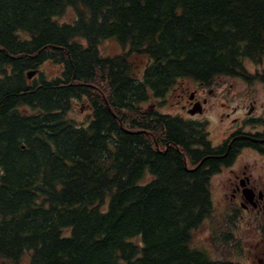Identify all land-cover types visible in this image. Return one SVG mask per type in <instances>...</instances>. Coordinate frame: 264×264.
Here are the masks:
<instances>
[{
	"label": "trees",
	"instance_id": "1",
	"mask_svg": "<svg viewBox=\"0 0 264 264\" xmlns=\"http://www.w3.org/2000/svg\"><path fill=\"white\" fill-rule=\"evenodd\" d=\"M263 57L264 0H0V264H240L193 245L208 125L144 104Z\"/></svg>",
	"mask_w": 264,
	"mask_h": 264
},
{
	"label": "flooded vegetation",
	"instance_id": "2",
	"mask_svg": "<svg viewBox=\"0 0 264 264\" xmlns=\"http://www.w3.org/2000/svg\"><path fill=\"white\" fill-rule=\"evenodd\" d=\"M254 72L262 75L264 67L257 70L255 66ZM257 78L264 86V78ZM216 83L217 77L211 83L196 81L194 88H184L177 101L184 114L175 115L204 122L209 130L210 119L205 116L219 110L217 137L222 138L215 140L217 143L210 140L218 148L214 156L220 165L212 178L225 174L223 195L229 197L228 205L235 217H242L248 228H257L264 235V100L251 95L242 105H230L228 94ZM240 111L244 115L236 116Z\"/></svg>",
	"mask_w": 264,
	"mask_h": 264
},
{
	"label": "rangeland",
	"instance_id": "3",
	"mask_svg": "<svg viewBox=\"0 0 264 264\" xmlns=\"http://www.w3.org/2000/svg\"><path fill=\"white\" fill-rule=\"evenodd\" d=\"M75 17L73 9H68L66 13L59 17V22L72 21ZM100 50L104 55L114 56L123 52L125 49L113 39L103 40L100 44ZM246 74L250 78L238 76H218L216 86L218 89H224L228 94L230 105H242L251 95H255L259 101L264 100V86L255 75V66L257 70L264 67V57L262 60L253 61L245 60ZM46 72L48 78L60 74V68L53 66L51 62H46L39 68ZM39 76V75H37ZM195 79L185 77L178 79L174 86L168 91L166 96L160 101L151 100L144 107H149L154 104L158 105V109L164 113L180 114L181 107L177 104L180 99L178 94L182 93L184 88H194ZM249 96V97H247ZM226 99V100H227ZM89 107H84L82 104L75 106L72 111V117L79 121H84L89 116ZM184 114V112H182ZM244 115L240 111L236 116ZM207 119H210L209 131L210 139L217 143L222 137H217V124L219 125V110L207 114ZM216 140V141H215ZM249 156H252L251 154ZM247 155V157H249ZM1 171V169H0ZM224 175H216L211 180V192L215 203V211L195 232L193 237V245L195 247L206 250L211 257L219 260H231L240 264H264V235L257 228H248L245 219L236 218L232 209L228 205L229 197L223 195L222 180ZM139 240V238H137ZM30 256L25 254L20 261L14 263L4 260L2 264H29Z\"/></svg>",
	"mask_w": 264,
	"mask_h": 264
},
{
	"label": "water",
	"instance_id": "4",
	"mask_svg": "<svg viewBox=\"0 0 264 264\" xmlns=\"http://www.w3.org/2000/svg\"><path fill=\"white\" fill-rule=\"evenodd\" d=\"M36 73H37V70L30 71V72L28 73L29 78H32ZM192 113H195V111L192 112Z\"/></svg>",
	"mask_w": 264,
	"mask_h": 264
},
{
	"label": "bare ground",
	"instance_id": "5",
	"mask_svg": "<svg viewBox=\"0 0 264 264\" xmlns=\"http://www.w3.org/2000/svg\"><path fill=\"white\" fill-rule=\"evenodd\" d=\"M103 85V84H102Z\"/></svg>",
	"mask_w": 264,
	"mask_h": 264
}]
</instances>
